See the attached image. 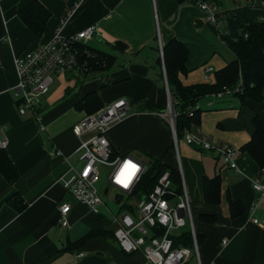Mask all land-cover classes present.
<instances>
[{"label": "crops", "instance_id": "obj_1", "mask_svg": "<svg viewBox=\"0 0 264 264\" xmlns=\"http://www.w3.org/2000/svg\"><path fill=\"white\" fill-rule=\"evenodd\" d=\"M33 1L4 0L0 4V148L5 143L4 149L20 176L10 185L0 175V264L144 261L141 252L124 253L114 237H95L79 249L71 247L91 231L113 233L117 227L106 209L93 213L60 182L70 167L80 164L77 150L89 135L78 137L73 132V127L87 116L77 110L76 104L93 91L99 94L105 107L122 99L129 105L128 114L107 131L116 153L143 163L146 157H154L172 168L181 166L195 229L202 237L201 263L264 264V198H259L253 189L261 167L241 150L254 133L255 115L264 118L263 108L252 100L241 103L234 95L206 96L198 103L201 113L197 127L215 143L228 144L237 150L239 171L227 166L217 152L195 149L184 138L173 149L171 128L159 116L168 99L159 65L160 43L163 46L175 38L188 47V73L180 76L184 85L206 83V67L214 69L210 75L213 81L214 73L235 59L232 50L221 43L213 26L206 22L203 12L190 1L38 0L51 11V17L42 37H36L18 17V12ZM239 1L234 0L232 9L249 3ZM223 3L221 0L219 5L222 7ZM253 12L264 16L262 9ZM65 17L64 37L75 36L95 25L99 36L90 45L115 55V61L103 75L89 74L87 77L96 82L88 85L86 77L64 86L54 78L38 116L20 115L13 90L18 81L14 55L49 43ZM57 150L64 157H57ZM215 175L222 180L219 205L206 203L203 193L204 178ZM15 193L26 203L22 212H16L8 203ZM229 197L243 204L241 216H230ZM63 203L72 207L68 227L59 222L58 208ZM203 214L216 215L217 222H203ZM79 253L85 255L78 257Z\"/></svg>", "mask_w": 264, "mask_h": 264}, {"label": "built area", "instance_id": "obj_2", "mask_svg": "<svg viewBox=\"0 0 264 264\" xmlns=\"http://www.w3.org/2000/svg\"><path fill=\"white\" fill-rule=\"evenodd\" d=\"M3 1L0 0V4ZM248 2L254 10H264V0H248ZM258 2L261 8L257 6ZM195 5L203 12L206 22L213 26L221 43L227 46L222 36L229 34L225 26L228 10L223 9L219 4L203 0H196ZM257 19L259 22H264V16H258ZM66 22L67 17L61 20L55 36L49 43L14 55L18 81L13 90L20 115L38 116L43 99L48 96L55 77H86L90 70L91 65L85 56H91V54L80 46L81 44L90 45L99 36L97 27L92 25L75 36L64 37L62 28ZM159 48L163 56L161 43ZM213 71L212 67H206L204 77L206 82H210ZM163 73L166 79L164 67ZM238 91L240 87L236 90L224 88L223 91L210 96L222 98ZM167 94L166 109L160 112L159 116L168 122L174 145L177 147L178 113L174 109L168 85ZM209 106H212V103H209ZM199 109L198 104L191 108L190 116L193 115V111ZM128 112L127 101L117 100L96 113L87 115L73 127L76 136H89L81 142L77 150L79 166L70 167L68 173L61 177L60 182L77 202L93 213L99 214L100 209L104 208L112 215V221L117 226L114 236L119 247L126 254L143 253L144 261L141 264H191V261L194 264H202L191 201L183 180L181 166L178 168L182 178L180 192L174 189L170 173L167 172L158 180L149 195L141 196L139 187L147 166L134 157L116 153L107 138L109 128L121 121ZM184 141L195 149L217 152L227 166L239 171L236 163L237 150L228 144L215 143L211 137L202 134L197 126L193 125L191 129L185 130ZM1 146L4 148L5 143ZM55 155L64 157L58 150ZM100 167L110 168L107 177L109 187L104 194L107 195L110 189L114 188L117 190L116 196L118 194L123 196L119 204L115 196V202L119 205L117 214L110 210L98 189L101 180ZM253 189L259 198H264V167L254 179ZM125 196L132 200L123 203ZM71 209L69 203H63L58 208L59 222L63 227L69 225L68 216ZM255 223L258 221L255 220ZM184 231L191 233L192 247L176 246V238ZM84 255L79 253L77 256Z\"/></svg>", "mask_w": 264, "mask_h": 264}, {"label": "trees", "instance_id": "obj_3", "mask_svg": "<svg viewBox=\"0 0 264 264\" xmlns=\"http://www.w3.org/2000/svg\"><path fill=\"white\" fill-rule=\"evenodd\" d=\"M178 3L190 1L196 4V0H176ZM215 4H221V0H203ZM263 1V0H259ZM258 7L259 2H258ZM261 8V7H259ZM254 7L251 4L239 6L228 10L226 28L229 34L222 36L227 46L235 54V59L229 62L220 70L214 73V80L206 83L184 85L180 76L188 73L187 62L189 49L182 42L175 38L163 45V56L159 58V65L165 68L169 91L174 109L178 113L176 120L177 138H184L185 130L191 129L193 125L198 126L200 121V109L193 111L190 116V109L194 108L199 101L214 93L223 91L224 88L240 91L233 95L238 97L241 103L249 100L258 103L264 110V22H259L255 15ZM18 17L22 23L36 36L42 37L45 32L47 22L51 17V11L40 1L35 0L18 12ZM120 46V44H118ZM81 49L87 50L91 56L86 55L91 65L89 74L103 75L114 63L115 55L94 48L91 45L81 44ZM160 51V50H159ZM94 56V57H93ZM164 77V73H161ZM166 105L159 112L166 109ZM105 106L96 91L88 93L79 99L76 108L84 111L87 115H92L103 109ZM254 133L251 140L242 147L244 153H248L254 161L264 167V118L256 114L253 119ZM183 129V131H182ZM173 149L175 145L173 144ZM147 171L141 181L139 193L141 196L149 195L158 180L165 174L170 173V177L175 190H181L182 178L179 169L172 168L164 163L162 159L149 157ZM0 175L10 184L14 185L19 180V172L11 160L7 151L0 148ZM222 180L220 175L205 177L203 180L204 200L208 204L219 205L221 202ZM9 205L16 211L22 212L26 208V203L22 196L15 193L8 200ZM230 216L237 218L244 213L243 204L239 200L228 198ZM201 220L205 223L214 224L217 222L216 215L203 214ZM199 249L202 237L196 232ZM95 237H114V232L102 230L91 231L71 246L79 249L87 240ZM193 246V238L190 232L184 231L176 238V246ZM131 255V254H130Z\"/></svg>", "mask_w": 264, "mask_h": 264}, {"label": "rangeland", "instance_id": "obj_4", "mask_svg": "<svg viewBox=\"0 0 264 264\" xmlns=\"http://www.w3.org/2000/svg\"><path fill=\"white\" fill-rule=\"evenodd\" d=\"M239 2L244 3L245 0H240ZM234 7H235L234 0H224L223 6H222L223 9L229 10V9L234 8ZM55 78H56L55 80H56V82L58 84H61V85L64 86V85H67L68 82H70V81L72 83H76L77 82L76 81L77 80L76 78H78V77H75L74 76L73 78H71V77L61 76V77H55ZM86 80H87L86 83H85L86 85L96 82V81H93V80L91 81V79L89 77H86ZM180 142H183V141L180 140ZM176 156L178 158L177 153H176ZM148 160H149V157H146V160L144 161V164L146 166L149 164ZM178 166H179V163H178ZM100 172H101V180H100V182L98 184V189H99V191L101 193V196H102L104 202L108 205V207H110V209L114 213H116L118 211V208H119L118 207L119 205H117L116 202H115V196L117 194V190L114 189V188H111L110 189V192L107 195L104 194V191L106 190V188L109 187L108 178L107 177H108V174L110 173V168L100 167ZM131 200L132 199H129L127 196H125L124 197V200H123V203L129 202ZM101 212H103L104 214H106V211H104V210H101ZM83 227H84V225H82V228Z\"/></svg>", "mask_w": 264, "mask_h": 264}, {"label": "water", "instance_id": "obj_5", "mask_svg": "<svg viewBox=\"0 0 264 264\" xmlns=\"http://www.w3.org/2000/svg\"><path fill=\"white\" fill-rule=\"evenodd\" d=\"M165 81H166V84L168 85L167 77H166ZM182 131H183V129H182ZM122 198H123V196L121 194H118L116 196V202L119 204L121 202Z\"/></svg>", "mask_w": 264, "mask_h": 264}]
</instances>
